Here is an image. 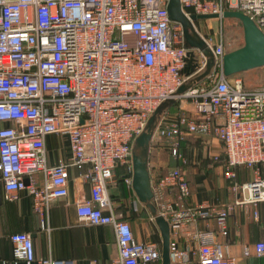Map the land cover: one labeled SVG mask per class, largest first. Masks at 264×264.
I'll return each instance as SVG.
<instances>
[{
  "label": "built area",
  "instance_id": "built-area-1",
  "mask_svg": "<svg viewBox=\"0 0 264 264\" xmlns=\"http://www.w3.org/2000/svg\"><path fill=\"white\" fill-rule=\"evenodd\" d=\"M168 1L0 0V185L9 199L27 186L41 210L42 201L69 193L70 170L81 169L91 195L77 202L78 217L114 226L117 264H146L162 256L157 241L135 237L108 188L120 165L126 170L124 183L132 188L133 139L186 77L183 68L191 48L184 28L170 16ZM180 1L189 18L214 12L223 18L226 9H238L264 34V0ZM204 39L218 58L214 76L179 96L177 109L170 108L156 134L179 158L187 136L219 139L223 156L214 154V159L231 180V190L241 195L229 202H197L180 166L159 176L152 184L153 203L170 228L173 222L179 231L187 230L189 244L181 246L170 229L171 264H236L220 240L228 234V217L237 204L264 202V77L246 87L239 76H226L225 43ZM195 54L203 65V55L196 49ZM8 120L13 123L3 124ZM52 133L68 135L71 155L50 165L45 137ZM238 166L251 171L248 180L236 179ZM36 172L44 176L41 183L33 179ZM133 204L139 207L136 197ZM10 241L16 260L66 264L37 257L28 231L11 233ZM251 249L264 255V240ZM242 251L251 253L247 245Z\"/></svg>",
  "mask_w": 264,
  "mask_h": 264
},
{
  "label": "crops",
  "instance_id": "crops-1",
  "mask_svg": "<svg viewBox=\"0 0 264 264\" xmlns=\"http://www.w3.org/2000/svg\"><path fill=\"white\" fill-rule=\"evenodd\" d=\"M255 68H261L264 73V66ZM11 123L13 121L10 120L3 122L5 125ZM196 137L200 138L196 143L200 153L204 149L206 154L213 158V163L206 162L204 171L206 173L203 176L193 175L194 182L186 173L192 189V200L201 202L209 198L220 203L239 197L241 193L233 192L229 187L231 180L224 175L220 161L214 159V154L219 153L223 156L220 140L212 136ZM45 144L50 165L56 164L59 159H67L71 155L69 137L66 134H48L45 137ZM120 169L119 167L115 169L109 191L120 185ZM235 170L237 171L236 179L239 182L248 180L251 176V171L242 166H238ZM80 172L81 169L77 167L71 168L69 193L53 198L47 203L42 201L41 210L36 209V199L27 186L16 191L17 198L9 199L4 187L0 185V264H27L24 260L13 258V242L10 241V235L18 231H28L32 234L37 257L64 260L66 264H117L119 255L114 226L109 223H89L78 217L77 202L91 195L90 183L79 175ZM150 173L153 184L159 178L161 171L152 169L151 164ZM32 176L36 183H41L44 177L38 172ZM112 201L120 217L131 222L136 238L142 241H157L161 249L162 237L159 227L154 220L150 219L149 211L141 203L138 208H135L130 197L125 199L121 196L115 197ZM255 209L257 214L253 215ZM228 219V234L220 237L223 242V252L234 257L236 264H264V255L256 256L251 249L255 241L264 240V202L237 204ZM200 225L204 227L202 223ZM211 225L216 227L212 219ZM170 229L171 236L176 237L181 246L189 245L185 237L187 232L185 228L179 231L178 225L172 222ZM190 245L193 248L196 247V243L190 242ZM245 245L250 248L249 255L243 254L242 248ZM146 264H161V259Z\"/></svg>",
  "mask_w": 264,
  "mask_h": 264
},
{
  "label": "water",
  "instance_id": "water-1",
  "mask_svg": "<svg viewBox=\"0 0 264 264\" xmlns=\"http://www.w3.org/2000/svg\"><path fill=\"white\" fill-rule=\"evenodd\" d=\"M171 18L179 22L184 28L185 43L191 48L188 51V58L183 68L186 75L184 81L175 89L171 96L163 99L154 108L148 117L144 128L135 136L132 144V190L138 201L150 213L157 223L161 244V264H171L169 253L170 222L160 213L158 207L153 203L154 190L152 189V175L150 173V150L153 136L159 127L161 120L169 112L179 96L186 90L214 76L218 58L214 54L211 46L206 42L195 27L193 22L199 19H214L220 17L218 12L191 14L190 18L181 8L180 0H169L167 4ZM235 17L241 25L243 31V44L230 49L222 56V72L226 76L234 73L246 71L247 69L261 67L264 64V34L253 20L238 9H226L222 17ZM195 49L200 51L205 62L200 66L196 57ZM28 181V179H27Z\"/></svg>",
  "mask_w": 264,
  "mask_h": 264
},
{
  "label": "rangeland",
  "instance_id": "rangeland-1",
  "mask_svg": "<svg viewBox=\"0 0 264 264\" xmlns=\"http://www.w3.org/2000/svg\"><path fill=\"white\" fill-rule=\"evenodd\" d=\"M194 23L196 30L202 37L211 38L212 40L222 38L228 51L243 44L242 25L235 17L229 16L223 18L216 17L214 19H199ZM236 75L243 80L246 87L259 84L264 77V73L261 68L247 69L246 71L239 72ZM178 105L179 103L172 105L170 107L171 110L177 109L176 107ZM181 105L183 108H185V106L189 107V102H182ZM156 132L153 136V142L150 150L152 169L163 172L173 166H180L183 171L191 176L194 182L195 178H193V175L203 176V174L206 173L204 172L206 162L213 163V158L209 157L204 149L200 153V148H198V145L196 144L199 142L198 139L200 138L195 135L186 137V141L182 144L181 149L183 157L179 158L174 156L169 151L167 142L158 138ZM205 178L207 179L208 177L206 176ZM203 181L205 182V180ZM120 196L125 199L130 197L131 200H134L136 197L132 188L130 190L126 183H121L116 189H110V197L112 200H114L115 197Z\"/></svg>",
  "mask_w": 264,
  "mask_h": 264
},
{
  "label": "trees",
  "instance_id": "trees-1",
  "mask_svg": "<svg viewBox=\"0 0 264 264\" xmlns=\"http://www.w3.org/2000/svg\"><path fill=\"white\" fill-rule=\"evenodd\" d=\"M238 47V46H237ZM237 73H239V72H237ZM236 73V74H237ZM235 73L234 74H232L231 76H237ZM230 76V77H231ZM184 113H188L187 111H185ZM169 151H170V149H169ZM171 152V151H170ZM119 168H121L122 170H120V172H119V174H121V177H120V179H119V181H120V184L121 183H124V180H123V175H124V172L126 171L125 170V166L124 165H120V166H118ZM169 169H167V170H165V171H163V172H161L160 174H159V176H162V175H164L165 174V172H167ZM131 190V189H130ZM139 204H140V202H139Z\"/></svg>",
  "mask_w": 264,
  "mask_h": 264
}]
</instances>
